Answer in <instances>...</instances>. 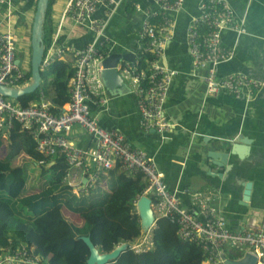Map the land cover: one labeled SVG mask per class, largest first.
Instances as JSON below:
<instances>
[{
    "label": "built area",
    "instance_id": "1",
    "mask_svg": "<svg viewBox=\"0 0 264 264\" xmlns=\"http://www.w3.org/2000/svg\"><path fill=\"white\" fill-rule=\"evenodd\" d=\"M126 0H68L58 19L51 45L45 49L42 70L56 60H63L68 52L74 57L75 74L69 82L71 101L67 109L55 114L52 102L44 90L37 101L27 106L16 103L0 93V135L14 121L28 130L37 141V151L42 154L38 162L47 164L57 157H64L68 168L63 182L76 195L101 188L107 174L117 165L123 170L142 173L147 180L144 194L155 191L152 208L156 219L167 218L178 227V235L201 247L204 255L202 264H227L228 259L241 260L247 253L264 264V210L252 213L248 222L233 230L212 204L213 198L203 192L192 193L195 211L182 206L180 191H172L156 160L146 150L134 148L124 133L101 125L93 115L91 106L104 107L108 103L105 83L102 79L109 37L106 28L110 18ZM25 0H0V83L10 87L29 84L28 71L16 60V26L18 9ZM185 0H157V7L147 14L139 32L142 45L137 50L138 58L122 61L117 69L132 85L137 97L143 130H156L164 134L172 129L165 114L166 102L178 70L170 67L164 55L166 43L173 38L176 26L175 13L184 6ZM137 10H142L139 3ZM199 14L192 18L187 29V44L192 64L203 70L206 93L209 95L226 91L241 97L253 94L264 85V78L246 73L219 75L221 63L231 59L236 48H229L223 39L228 30L247 33L245 21L237 22L232 5L228 0H200ZM69 19L72 26H83L94 34V39L84 47L75 48L67 44L65 32ZM106 49V50H105ZM151 54L141 66V53ZM79 124L95 139L92 149L77 147L69 138L73 127ZM86 179V182H84ZM196 212V213H195ZM136 252L146 250L143 244H133ZM232 254H238L232 257ZM0 264H49L36 251L34 245L10 241L0 245Z\"/></svg>",
    "mask_w": 264,
    "mask_h": 264
},
{
    "label": "crops",
    "instance_id": "2",
    "mask_svg": "<svg viewBox=\"0 0 264 264\" xmlns=\"http://www.w3.org/2000/svg\"><path fill=\"white\" fill-rule=\"evenodd\" d=\"M156 1L126 0L122 4L110 18L106 28L109 37L106 57L133 52L134 60L138 58L137 50L142 45L139 32L147 14L157 7ZM228 1L234 10L235 20L245 21L247 33L239 35L232 30L224 32L225 44L229 48L235 47L236 53L220 64L219 75L241 72L264 78V0ZM35 2L25 0L18 9V16L26 18L29 36L33 24L30 15ZM199 2L200 0H185L182 9L175 13L173 38L166 43L164 52L167 64L178 70L165 108V114L173 125L172 129L164 134L152 129H142L137 97L127 79H124L126 89L117 93L108 91L105 87L107 105H92L91 111L99 117L101 125L121 131L134 148L146 150L155 158L159 168L165 173L169 188L181 192V202L185 209H196L192 193L184 192L185 188H191L192 192H203L213 198L212 204L230 228L237 230L248 222L254 211L264 210V85L255 93H246L241 97L226 91L212 95L206 93L204 71L194 68L187 44V29L192 18L200 12ZM57 3L58 0L54 7L56 24L60 16ZM137 3L142 10L136 9ZM65 32H70L67 44L75 48L84 47L94 39L90 30L83 26L73 27L71 22H68ZM27 61L30 62L29 57ZM62 61L68 71L75 68L71 52ZM122 61L125 60L119 62ZM54 95V87L51 86L47 94L51 102ZM66 109L67 105L63 111ZM9 132L8 130L2 137L5 138V148L10 152L13 146L8 142ZM68 138L77 147L92 149L95 146L92 134L79 124L73 127ZM240 138L251 143L252 150L247 156L240 158L231 155L232 160L227 169L220 168L209 160L208 149H219L213 144L215 140L234 141ZM19 154L31 159L24 151ZM53 163L55 159L51 160L50 165ZM120 169L131 175L139 174ZM31 172L34 173L32 169ZM109 173L105 178L106 183L101 184L102 191H110ZM143 179L147 182L144 174ZM247 182H252V190L249 201H243ZM152 198L155 199V195ZM75 214L80 217L76 221L68 214L66 216L81 225L83 218L80 214ZM152 230H142V235L135 238L132 244L152 248Z\"/></svg>",
    "mask_w": 264,
    "mask_h": 264
},
{
    "label": "trees",
    "instance_id": "3",
    "mask_svg": "<svg viewBox=\"0 0 264 264\" xmlns=\"http://www.w3.org/2000/svg\"><path fill=\"white\" fill-rule=\"evenodd\" d=\"M56 1L49 0L46 13L45 49L51 45L57 26L54 18ZM30 51L32 54L31 36ZM146 58L153 56L142 52V67ZM74 74L75 68L68 71L62 60H56L42 70L41 84L35 92L8 99L27 106L38 100L41 90L49 94L52 86L55 95L51 110L60 114L71 101L69 82ZM27 77L28 80L32 78L31 57ZM9 131L8 142L13 146L10 152L4 146L5 138L0 135V152L3 154L0 156V245L10 241L34 245L49 264H88L90 248L83 236H90L101 251L110 252L120 243L132 242L142 235L136 207L148 184L143 174L131 175L117 165L109 173V192L97 188L77 196L63 182L68 168L64 157L55 158L51 165V160L41 165L38 161L43 156L37 151V141L32 134L23 130L17 121ZM23 151L41 166L37 172L41 189L37 192H30L29 187L32 166L14 161ZM64 209L80 214L83 223L79 225L70 220ZM152 243V248L141 252L129 247L108 264H202L204 260L201 247L182 240L177 225L164 217L157 220L152 230ZM237 255L232 254V257Z\"/></svg>",
    "mask_w": 264,
    "mask_h": 264
},
{
    "label": "water",
    "instance_id": "4",
    "mask_svg": "<svg viewBox=\"0 0 264 264\" xmlns=\"http://www.w3.org/2000/svg\"><path fill=\"white\" fill-rule=\"evenodd\" d=\"M34 2L35 0H32V3ZM48 7L49 0H37L36 11L31 29V82L21 87H10L0 83V93L6 97L17 99L25 94L35 92L40 87L42 80V63L45 55L44 22ZM134 55L135 54L133 52L112 54L103 60L102 65L105 69L102 72V79L108 91L117 93L126 89L124 78L118 71L117 65L120 60L133 61ZM130 56H133V58L131 59ZM16 61L19 64L21 63L19 58ZM213 144L219 149L216 150L214 148H209L207 156L213 164L225 169H227L228 163L232 160L231 155H237L240 158H244L252 150L251 143L242 138L234 141L218 139L215 140ZM84 181H86V179ZM245 186V195L242 200L249 201L252 190V182H247ZM154 195L155 191L151 190L149 194L142 195L137 201L138 214L140 216L141 226L144 232H148L156 227L157 219L155 218L154 210L152 208V196ZM82 238L90 248L88 264H108L109 262L116 260L122 252L129 248V242H122L114 250L104 252L94 244L90 236H83ZM226 262L227 264H257V258L256 256L247 253L241 260L228 259Z\"/></svg>",
    "mask_w": 264,
    "mask_h": 264
},
{
    "label": "rangeland",
    "instance_id": "5",
    "mask_svg": "<svg viewBox=\"0 0 264 264\" xmlns=\"http://www.w3.org/2000/svg\"><path fill=\"white\" fill-rule=\"evenodd\" d=\"M65 1H67V0H58V3H57V7H60L59 14H58L60 16H61L60 13L65 6V3H66ZM35 11H36V6L32 7V11H31L32 15H30L32 20H33V16L35 14ZM60 16H58V17H60ZM25 19L26 18H22L20 16H17L18 25L16 26L15 35L17 38V40H16L17 41L16 42V44H17V56L24 60L22 68L24 70L28 71L30 69V62L27 61V59H28V57L30 59L31 51H30V36H29V34H27L26 20ZM68 22H69V19H67L66 24ZM13 99H16V98H13ZM0 156H3L2 151L0 152ZM24 160H26V161H24ZM14 161H16V163H28L30 167L32 166L34 173L31 174V180H30V186H29L30 192L39 191L41 189L40 188L41 182L38 180L37 172L39 171L41 166L39 164H37L36 162H34L33 159H29V158L24 157L20 154L14 158ZM64 211H65V214H68L69 217L70 216L72 217L73 221H74V219L76 221L80 218L79 215H77L73 212H70L67 209H64Z\"/></svg>",
    "mask_w": 264,
    "mask_h": 264
},
{
    "label": "clouds",
    "instance_id": "6",
    "mask_svg": "<svg viewBox=\"0 0 264 264\" xmlns=\"http://www.w3.org/2000/svg\"><path fill=\"white\" fill-rule=\"evenodd\" d=\"M18 58H19L20 60H22L20 57H18ZM50 162H51V161H50ZM84 180H85V179H84ZM84 182H86V181H84ZM90 191H91V190H90ZM90 191H89V192H90ZM89 192H88V193H89ZM74 194H75V193H74ZM86 194H87V193H86ZM83 195H84V194H83ZM77 196H78V195H77ZM79 196H81V195H79ZM152 200H153V198H152ZM157 220H158V219H157ZM131 245H133L132 242H129V247H130V248H131ZM117 246H118V245H117ZM117 246H116V247H117ZM143 246H144V245H143ZM144 247L146 248V250L148 249L146 246H144ZM149 248H151V247H149ZM131 249H132V248H131ZM133 250H134V249H133Z\"/></svg>",
    "mask_w": 264,
    "mask_h": 264
}]
</instances>
